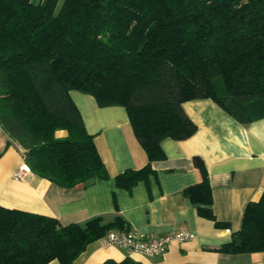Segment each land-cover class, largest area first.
<instances>
[{
    "label": "trees",
    "instance_id": "16d2710c",
    "mask_svg": "<svg viewBox=\"0 0 264 264\" xmlns=\"http://www.w3.org/2000/svg\"><path fill=\"white\" fill-rule=\"evenodd\" d=\"M122 106L147 163L115 184L131 190L165 157V138L197 126L189 100L211 99L239 123L264 118V0H0V127L24 164L60 187L107 180L93 136L69 91ZM57 132H64L58 135ZM184 190L216 228L206 167ZM128 232L121 216L61 225L53 217L0 206V264H73L108 232ZM216 251L264 252V192L246 204L241 226ZM102 264H141L125 257Z\"/></svg>",
    "mask_w": 264,
    "mask_h": 264
},
{
    "label": "crops",
    "instance_id": "0c3cea01",
    "mask_svg": "<svg viewBox=\"0 0 264 264\" xmlns=\"http://www.w3.org/2000/svg\"><path fill=\"white\" fill-rule=\"evenodd\" d=\"M86 132L93 136L109 179H96L84 187H60L39 178L24 164L22 150L0 127V206L50 216L61 225L82 223L102 216L111 221L121 216L129 231L161 236L185 230L193 238L173 241L162 256L128 253L100 240L87 245L73 264H102L125 257L141 264H264V252L229 254L215 248L229 242L239 230L243 210L264 192V118L239 123L211 99L189 100L184 113L197 126L185 140L165 138L160 146L165 157L151 164L147 181L131 190L115 184L125 169L146 165L147 156L134 136L122 106L97 104L93 96L70 90ZM63 135L64 132H57ZM193 157L202 159L212 194V212L229 228H216L213 221L197 214L184 190L201 179ZM24 165L21 179L14 173ZM116 231V230H113ZM48 264H59L52 260Z\"/></svg>",
    "mask_w": 264,
    "mask_h": 264
},
{
    "label": "built area",
    "instance_id": "2783aa9c",
    "mask_svg": "<svg viewBox=\"0 0 264 264\" xmlns=\"http://www.w3.org/2000/svg\"><path fill=\"white\" fill-rule=\"evenodd\" d=\"M27 168L22 165L14 173V179H21ZM193 238L191 232L185 230L171 231L161 236L146 235L139 232H118L110 231L100 242L105 246H115L128 253H139L145 256H162L169 245L176 241L178 243Z\"/></svg>",
    "mask_w": 264,
    "mask_h": 264
}]
</instances>
